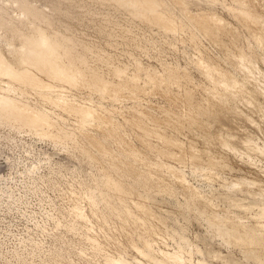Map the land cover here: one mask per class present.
I'll list each match as a JSON object with an SVG mask.
<instances>
[{
  "label": "rangeland",
  "instance_id": "374dc122",
  "mask_svg": "<svg viewBox=\"0 0 264 264\" xmlns=\"http://www.w3.org/2000/svg\"><path fill=\"white\" fill-rule=\"evenodd\" d=\"M73 1L77 3L74 7L68 5V0H38L37 4L45 10L46 4L53 7L55 13L62 14L63 25L70 22L75 33L82 36L85 42H96L99 47L111 52L118 61H131L133 53L140 57L144 65H154L161 72L164 70L159 59L177 66L183 72L181 74L189 72L192 80L188 81L190 84L187 83V86L194 93L195 105L202 100V83L209 84L210 81L202 75L193 61L194 55L202 52L206 58H214L223 73L240 80L241 74L235 68V61L229 60L232 53L230 51H236L234 49L237 45L242 48L246 58L254 60L255 66L252 68L259 65L264 70V0H251L262 6L255 10L253 5L243 6L240 0H187L192 12H217L233 24V32L216 39L213 36L206 37L201 30H187L177 35L165 34L159 27L132 16L129 11L114 4L107 5L94 0ZM175 12L179 14L177 10ZM236 12L243 21L234 18L233 14ZM75 17H83L84 20L81 22ZM253 27L258 28L259 35L253 33ZM113 31L116 35L109 37V33ZM0 35L4 42L15 40L10 30L0 29ZM133 39L141 47L145 46V50L136 49ZM112 41L115 48L108 46ZM14 43L19 42L15 40ZM196 46L200 51H196ZM4 48L9 56L7 48ZM187 79L189 77L182 80L184 84ZM229 80L233 82V78ZM14 92L22 95L16 89ZM240 95L238 101L235 98L229 101L228 108H210L214 110L211 113L213 115L206 114L203 117L206 122L210 121L205 127L201 125V120L193 119L182 107H173L181 116L182 126L179 129L170 125H156L143 116L151 127L160 128L166 135L178 138L186 149H198V159L189 160L187 166H184L181 162L170 160L159 150L162 140L152 136L151 142L158 145L154 148L140 142L137 133L142 132L124 123L122 119L120 120L125 125L121 130L137 147V154L142 159L124 152L115 138L92 126L83 125L76 116L58 110L32 89L28 90V93L23 94V99L49 113L63 139L56 142L47 137H39L34 130L0 124V264H106L105 257L110 254L134 264H140L139 261L157 264L139 256L134 248L135 244L143 246L151 227L156 230L150 237L153 250L144 248L159 259L161 250H173L172 236L178 237L175 231L178 230L184 232L195 245L219 254V257L229 260L230 264H260L254 261L249 251L244 253L241 247L230 241L221 223L213 221L215 212L222 219L232 215L222 210L225 204L220 201V194L245 197L244 191H239V188H249L244 185L245 182L255 181L253 190L259 194L258 201H264V161L253 164L250 160L234 156L221 147V142L216 137L218 134L231 132L237 133L239 139L250 133L249 135L260 136V144L264 143V121L253 107V104L264 102V97L246 93L245 90ZM99 96L93 95L95 100H99ZM243 97L247 100H243ZM115 99L124 102L104 103L126 108L133 115L139 114L143 104L156 116L163 118L171 115V120L176 118V115L173 116L164 108L150 107L148 102L126 97ZM148 100L170 107V103L159 95H149ZM248 100L253 104H249ZM88 133L92 136L89 137ZM44 155L50 156L49 162L40 164L33 177L29 174L23 176L22 171L26 166L31 161L45 158ZM166 163L183 170L198 192L205 194L207 200L220 203L219 207L212 211L210 205L176 184L171 172L164 166ZM107 174L121 184L122 191L110 187L106 181ZM239 183L242 184L238 185ZM31 184L36 186L34 192L29 189ZM72 189L78 193L81 189L93 192L98 203L96 215L91 213L90 201L81 200L79 195H71ZM10 194L13 196L10 197ZM18 196H21V200L8 205L9 202L12 203L10 199ZM76 199L82 201L85 211L90 214L94 223L93 230L88 231L85 226L90 222L78 220L70 214L72 200ZM135 201L144 202L154 212L153 216L144 215L134 205ZM127 208L133 212L129 213ZM180 225L185 229L181 230ZM81 233L95 236L100 246L93 248ZM254 253L264 257V250Z\"/></svg>",
  "mask_w": 264,
  "mask_h": 264
},
{
  "label": "bare ground",
  "instance_id": "6f19581e",
  "mask_svg": "<svg viewBox=\"0 0 264 264\" xmlns=\"http://www.w3.org/2000/svg\"><path fill=\"white\" fill-rule=\"evenodd\" d=\"M94 1L121 7L129 11L132 16L159 27L165 34L177 35L187 30L192 32L201 30L206 37L213 36L216 39L233 32V24L224 16L217 12H192L187 0ZM37 2L38 0H8V2L0 0V29L13 32L14 39L19 42L18 44L14 43L15 40L4 42L2 35H0V124L6 123L18 129L34 130L40 135L39 137H47L56 142L63 139L56 122L50 114L23 99V94L32 89L48 104L50 103L66 114L76 116L83 125L92 126L98 131L111 136V138H115L118 146L135 158L142 159L139 153L137 154V147L122 132L121 128L124 127V123L142 132L141 134L138 132L137 137L144 145L146 144L151 148L158 146L151 142L152 136L162 140L161 147H158L159 150L170 160L181 162L184 166H187L189 160L198 159V149L194 147L186 149L178 138L166 135L164 130L160 128L151 127L143 116L151 119L156 125H170L175 129H179L182 126L180 123L181 116L173 110V107H182L185 112L188 111L193 116V119L201 120V125L205 127L210 121L206 122L203 117L214 111L210 108L215 109L217 106L220 109L228 108L229 101L234 98L238 101L239 95L244 90L246 93L260 94L264 97V70L259 65L252 68V66H255L254 60L246 58L240 46L236 45V49H234L236 51H230L232 53L229 60L235 61V68L241 74L240 80L232 77V83V80H229V78H232L221 71L220 65L215 63L214 58L210 56L206 58L202 52L194 55L195 59L193 61L200 68L202 75L210 81L209 84L202 83L200 87L202 100L195 105L194 93L187 86L188 81L192 80L189 72L184 71V74H181L183 72L177 66L159 59L164 70L163 73L154 65H144L140 57L133 53H131V61L127 63L118 61L111 52L99 47L96 42H85L82 36L75 33L73 26L69 24L70 22L63 25L62 14L55 13L53 7L46 4L47 8L45 10ZM240 3L245 7L247 4L253 5L254 10L262 8L260 3H253L251 0H240ZM76 4L73 0H68V5L71 7ZM233 16L234 18L240 17L237 12ZM75 19L81 22L84 20L83 17H75ZM239 19L243 21V18ZM114 33V31L110 32L109 37L116 35ZM253 33L259 35L257 27H253ZM133 40L135 41V39ZM221 40L219 41L221 42ZM214 41L216 42V40ZM113 43L114 41L109 42L108 46L115 48ZM135 43L136 49L145 50V46L141 47L136 41ZM4 47L7 48L9 56L6 55ZM195 49L200 51L197 46ZM147 55L150 56L149 53ZM186 77H189V80L187 79L184 84L183 79ZM15 89L22 95H17L14 92ZM81 91H87L88 93L85 94ZM94 94L100 95L99 100L94 99ZM149 95H159L170 103V107H164L148 100ZM116 97L120 99L126 97L143 103L148 102L151 104L150 107L164 108L173 116L176 115V118L171 120V115H165L163 118L156 116L150 113L148 107H144L143 104L139 114L133 115L126 108L108 106L104 103L121 104L124 102L116 100ZM242 99L245 100L246 98L243 97ZM247 102L253 104L249 100ZM253 107L259 117L263 119L261 120L264 121V102L253 104ZM117 116L120 118H117ZM120 119L124 120V123ZM222 134L224 135L222 136ZM236 134L231 132L221 133L216 137L221 142V147L230 154L244 158L246 161L250 160L253 164L262 163L264 161V143L260 144L261 137L247 133L248 135L237 139ZM87 135L92 136L89 133ZM49 159L50 156H46L38 161H31L26 169L22 171L23 176L29 174L33 177L34 171L39 168V165L43 162L48 163ZM164 166L171 172L176 184L188 189L194 196L202 199L210 205L212 211L214 208L219 207L220 203L211 201V199L207 200L205 194L202 195L198 192L196 186L187 179L183 170L173 168L167 163ZM106 181L112 189L122 191L121 184L114 180L112 176L107 174ZM253 184H255V181H248L244 183L249 187L248 189L242 190L239 188V191H244L245 197L221 193L220 201L225 204L222 210L232 215L222 219L219 213L215 212L213 221L222 224L233 244L241 247L244 253L249 251L255 262L264 264V257L254 253L255 251L264 250V201H258L259 194L253 190ZM31 185H28L29 189L34 192L36 186ZM2 191L5 192L4 189ZM70 193L71 195H79L81 200L87 199L90 201L91 213L96 215L98 203L95 201L93 192L90 189H81L80 193L72 189ZM9 196L12 197L13 195L10 194ZM19 200H21V196L10 199L12 203L9 202L8 205L15 204ZM81 200H72L70 214L78 220L90 222L89 225L85 224V226L88 231H91L94 228V223L90 218V214L85 211ZM134 205L144 215L153 216L154 212L152 213L144 202L135 201ZM127 211L129 213L133 212L130 208H127ZM180 228L181 230L185 229L183 225H180ZM155 231L153 227L150 228L148 238L144 239L143 246L134 245L139 256L155 261L157 264H211V262L230 264L229 260L219 257V254L195 245L184 232L178 230H175L178 237L172 236L173 250H161V258L159 259L151 251L144 248L149 247L153 250L150 237ZM81 234L92 244L93 248L97 249L100 246L95 236ZM167 245L169 246V243ZM110 255L105 257L106 264H134L125 258ZM139 262L145 264L144 261Z\"/></svg>",
  "mask_w": 264,
  "mask_h": 264
}]
</instances>
